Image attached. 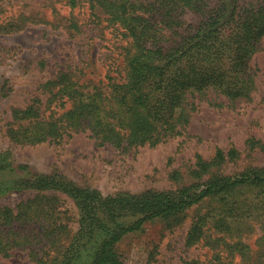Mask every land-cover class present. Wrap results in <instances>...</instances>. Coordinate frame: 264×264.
<instances>
[{"label":"trees","instance_id":"1","mask_svg":"<svg viewBox=\"0 0 264 264\" xmlns=\"http://www.w3.org/2000/svg\"><path fill=\"white\" fill-rule=\"evenodd\" d=\"M240 1L83 0L91 11L99 9L107 25L125 39L123 76L92 85L59 72L44 85L49 95L45 103L35 98L12 111L7 130L11 143L59 145L74 134L89 133L99 145L119 150L154 147L185 133L195 97L232 109L250 101L256 92L251 60L264 38V0L246 5ZM186 15L199 21L182 33ZM260 148L264 152V146ZM229 155L233 158L235 152ZM226 156L220 149L209 162L197 156L196 169L190 172L195 182L138 197L103 198L57 175L21 180L19 189L36 194L15 209L0 207V256L19 249L28 251L36 264H123L115 252L117 244L145 224L174 220L205 199L241 190L257 191L251 204L264 205L263 168L204 180ZM5 168L0 165V171ZM44 192L66 195L78 206L74 236L59 218L56 197L40 195ZM242 204L234 201L230 205L235 208H230ZM125 218L130 222H123ZM205 221L193 223L187 244L197 241Z\"/></svg>","mask_w":264,"mask_h":264},{"label":"rangeland","instance_id":"2","mask_svg":"<svg viewBox=\"0 0 264 264\" xmlns=\"http://www.w3.org/2000/svg\"><path fill=\"white\" fill-rule=\"evenodd\" d=\"M250 2L256 0L240 1ZM105 18L83 0H0V165L6 167L0 171V207L15 209L33 198L35 191L19 189L17 183L39 176L57 175L103 198L174 191L195 182L190 172L196 169L197 156L209 162L217 149L227 155L226 162L204 180L264 169L260 148L264 146V38L251 60L256 70L252 99L232 109L213 107L195 97L185 133L157 146L119 150L99 145L89 133L74 134L59 145L11 143L7 130L12 111L35 98L45 103L49 95L44 85L59 72L92 85L123 76L125 39ZM198 21L184 16L182 33ZM230 151L235 152L233 158ZM253 193L257 191L205 199L179 218L145 224L139 232L126 235L115 252L123 264H264V205L252 206ZM40 195L56 197L59 218L74 236L80 220L74 201L60 193ZM238 200L243 202L240 208L231 209ZM199 218L206 219L203 232L187 244ZM0 264L36 262L28 251L16 249L9 257L0 256Z\"/></svg>","mask_w":264,"mask_h":264}]
</instances>
